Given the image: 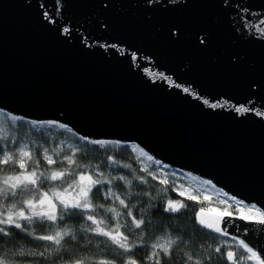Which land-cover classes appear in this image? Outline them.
<instances>
[{"label": "water", "instance_id": "95a60500", "mask_svg": "<svg viewBox=\"0 0 264 264\" xmlns=\"http://www.w3.org/2000/svg\"><path fill=\"white\" fill-rule=\"evenodd\" d=\"M0 111L131 144L264 211V0H0ZM219 226L264 259V225Z\"/></svg>", "mask_w": 264, "mask_h": 264}, {"label": "trees", "instance_id": "16d2710c", "mask_svg": "<svg viewBox=\"0 0 264 264\" xmlns=\"http://www.w3.org/2000/svg\"><path fill=\"white\" fill-rule=\"evenodd\" d=\"M7 124L25 142L27 150L33 153V159L28 161L27 171H32L36 167V161L39 160V171L68 169L72 173L62 180L44 181L42 186L38 183L37 187L40 191H47L50 187L62 190L77 178L78 173H88L95 176L96 173L102 172L108 178L123 176L126 180L131 181L128 186L125 185V181L121 180H114L111 185H98L97 187L102 191L99 195H96V190H93L92 202L93 204H104L106 206L115 204L119 207L118 202L104 199V192L111 186L113 191L129 204L136 218L145 219L147 226L143 229L142 243L139 236L141 229H133L132 231L121 229L129 236L130 241L138 245L133 249V252L139 264H149L147 256L152 252L151 244L157 237L166 234L178 239V247H174L171 257H163V264H185V254H191L194 259H200L202 264H230L225 258V254L229 250L233 251L236 257L247 255L242 248L238 247L235 240L202 228L196 222V213L202 207L206 209L208 203L189 200L180 196L174 190L172 182L167 181V184H162L157 178L159 174L156 167L146 166L131 144L108 142L104 147L98 144H87L69 129L46 125V122L36 123L34 127L31 121L21 118L15 120L7 118ZM63 143H66V145L63 146ZM5 148V140L0 139V157H2L3 151L6 150ZM74 149L77 151L73 156ZM45 150L57 161L56 164L49 166L44 162L42 154ZM65 156L73 157L76 164L69 167L63 161ZM109 157H112L115 163L109 161ZM20 171L19 167L14 164L0 165V177L15 175ZM34 193H36V189H31L16 198H3L4 203L18 202L21 199L32 197ZM129 193L131 195H128ZM36 198H38V193ZM169 199L180 201L185 204V207L176 213L164 212L163 209ZM120 210L122 213L127 211L126 209ZM93 214L105 215L103 209H96ZM106 215L110 217L111 214ZM119 221L121 224L127 223L130 225V218L126 215H122ZM21 223L25 224L26 222L21 221ZM90 223L84 218V214L73 218L66 217L63 221H57L56 226L71 228L77 239L73 241L70 237H66L63 242L65 251L53 256L46 255L45 257L18 255V250H23L26 253L44 251L45 247H48V242L34 240L32 237L20 233L17 229H10V231L19 233V235L4 237L0 234V257H6L10 264H54V261L55 264H64V260H56L57 255L65 259H74L81 256H89L94 259H112L119 252L118 249H115V246L105 242L104 237H97L91 232L85 233L80 230L82 226L90 225ZM115 223V220L109 219V226ZM48 231L47 227L36 229L37 234H46ZM217 246L221 247L220 253L214 251ZM207 257H211V259L209 260ZM116 258L119 264V257ZM247 264H253V262L248 261Z\"/></svg>", "mask_w": 264, "mask_h": 264}, {"label": "snow or ice", "instance_id": "6c2138e0", "mask_svg": "<svg viewBox=\"0 0 264 264\" xmlns=\"http://www.w3.org/2000/svg\"><path fill=\"white\" fill-rule=\"evenodd\" d=\"M67 31V29H65ZM187 91V89H185ZM207 103V101H205ZM215 107V105H212ZM237 111H243V109H236ZM10 119H19L18 117H10ZM33 126H36V122L33 121ZM51 123V122H50ZM63 128L64 125H59ZM0 139L7 140V136L0 137ZM87 144L100 145L104 147L107 141L90 140L85 137H80ZM76 149L73 150V156L76 153ZM43 160L49 166L56 164L50 155L47 154V150L42 154ZM33 159V153L27 150V146L19 147L15 152L3 151L2 157H0V165L14 164L21 170L15 175H4L0 177V234L4 237L16 236L19 233H14L10 229H17L20 233H24L26 236L32 237L34 240L48 242V247H45L44 251L37 252L32 251L26 253L23 250H18V255H31L45 257L59 254L64 249L63 242L66 237H70L71 240L77 239L73 230L69 227H58L57 221H63L65 218H73L80 214H84V218L90 221V225L82 226L81 231L88 233L91 232L97 237H104L105 242L110 243L118 249L119 252L112 259L99 258L94 259L89 256H81L74 259H65L62 256L57 255L56 260H64V264H118L117 256L119 257V264H139L135 258L133 249L138 247L136 243L130 241L129 236L125 234L121 229H127L132 231L133 229H141L140 240L143 242V229L146 228V222L144 218H136L134 216L132 208L126 203L124 198H121L113 188L110 186L104 192L105 200H112L118 202L119 207L113 205L93 204L92 194L95 189V194L99 195L102 189L98 188V185L108 184L111 185L114 180L125 181V185L131 184V181L126 180L125 177H105L102 172L95 174L78 173L77 178L72 180L71 183L64 187L62 190L55 187H50L47 191H40L37 187L38 183L42 186L44 181H56L62 180L65 176H69L72 173L68 169L61 170H49L39 171L40 161H36V167L32 171H27L28 161ZM109 161L115 163L112 157L108 158ZM151 159V157H149ZM69 167L76 164L75 159L70 156L63 158ZM125 167H127L125 165ZM155 178V177H154ZM142 180V178H141ZM143 182V180H142ZM162 184H167L166 180L160 181ZM207 183V182H205ZM31 189H36V193L32 197L24 198L18 202H12L9 204L4 203L3 198L22 196ZM71 190V191H70ZM38 193V198L36 194ZM128 195H131L129 193ZM181 196L184 193H180ZM189 200H196L197 197L189 195ZM205 199H208L205 197ZM222 203H226L223 202ZM237 204L240 202L237 201ZM19 204V207H18ZM185 204L180 201H174L169 199L164 207V212H179L184 208ZM96 209H103L105 215H95ZM120 209H126V213H122ZM240 212L239 219L248 221L250 223H256L264 225V211H261L255 206L248 208L247 210L237 209ZM106 214H111L110 217ZM122 215H126L130 218V225L125 223L121 224L119 218ZM233 215L227 208L223 210L217 208H201L196 213V222L202 227L209 229L211 232L218 233L220 235H226L227 233L219 226L221 220L225 217H231ZM109 219L115 220L116 223L109 226ZM21 221L26 222L22 224ZM47 222V223H45ZM47 227L49 231L46 234H37V228ZM235 240V237H233ZM236 244L239 248H242L247 254L246 256L236 257L235 253L231 250L227 251L225 258L230 264H247L248 261L253 264H264V259L253 251L243 240H236ZM54 246V247H53ZM174 247H178V239L173 238L170 235H164L157 237L151 244L152 252L147 256L149 264H163V257H171ZM210 247V246H209ZM214 251L216 253L221 252V247L217 246ZM127 254V255H126ZM185 264H202L200 259H194L191 254H185ZM211 259V257H207ZM0 264H10L6 257H0ZM55 264V261H54Z\"/></svg>", "mask_w": 264, "mask_h": 264}, {"label": "built area", "instance_id": "2783aa9c", "mask_svg": "<svg viewBox=\"0 0 264 264\" xmlns=\"http://www.w3.org/2000/svg\"><path fill=\"white\" fill-rule=\"evenodd\" d=\"M134 147L135 152L138 154L139 157L143 159V162L146 166L156 167L157 172L159 174V177L157 178L160 181L166 180L168 182H172L174 184V190L176 191V193H178L179 195L180 193H184V195L182 196L184 198H187L189 195H193L197 197L196 201L207 202L206 200H209L212 202H230L232 203V205L230 208H228V210L236 216L240 215V212L237 211V209L247 210L252 206H255V208L260 209L254 204H246L244 201L225 193L224 190L215 186L211 181L182 171L175 167H171L166 163L159 162L155 160L152 156L144 152L142 149L136 146ZM149 157H151V159H149ZM205 197H207L208 199H205ZM237 201H239L240 203L237 204ZM210 208L219 209L217 206H213Z\"/></svg>", "mask_w": 264, "mask_h": 264}, {"label": "rangeland", "instance_id": "374dc122", "mask_svg": "<svg viewBox=\"0 0 264 264\" xmlns=\"http://www.w3.org/2000/svg\"><path fill=\"white\" fill-rule=\"evenodd\" d=\"M10 117H13V116H10L9 114H6L0 111V137L7 136L8 139L5 140V146H6L5 149L7 151L15 152L19 147L25 146L26 144L25 142H23V140H21L14 133L15 131L7 124V118H10ZM38 125H41V124H38ZM46 125L59 126L57 123H46ZM66 143H63L62 145L65 146ZM48 155H51V154L48 152ZM206 201L208 203V205H206L207 209L213 206H217L220 210H223L224 208H227V209L230 208L232 205V203L230 202L222 203V201L221 202H212L209 200H206ZM0 211H2V209H0Z\"/></svg>", "mask_w": 264, "mask_h": 264}]
</instances>
